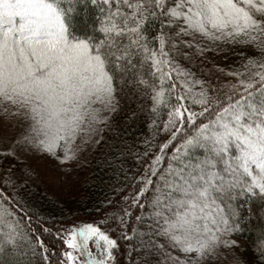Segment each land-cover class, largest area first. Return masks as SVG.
<instances>
[{
    "label": "snow or ice",
    "instance_id": "obj_1",
    "mask_svg": "<svg viewBox=\"0 0 264 264\" xmlns=\"http://www.w3.org/2000/svg\"><path fill=\"white\" fill-rule=\"evenodd\" d=\"M0 264H264V0H0Z\"/></svg>",
    "mask_w": 264,
    "mask_h": 264
},
{
    "label": "rangeland",
    "instance_id": "obj_2",
    "mask_svg": "<svg viewBox=\"0 0 264 264\" xmlns=\"http://www.w3.org/2000/svg\"><path fill=\"white\" fill-rule=\"evenodd\" d=\"M58 182H59L58 176H56L55 174H53V183H58Z\"/></svg>",
    "mask_w": 264,
    "mask_h": 264
},
{
    "label": "trees",
    "instance_id": "obj_3",
    "mask_svg": "<svg viewBox=\"0 0 264 264\" xmlns=\"http://www.w3.org/2000/svg\"><path fill=\"white\" fill-rule=\"evenodd\" d=\"M68 199H69V200H71V199H72V197H71V196H69V197H68ZM81 207H82V206H81ZM82 214H83V208H82Z\"/></svg>",
    "mask_w": 264,
    "mask_h": 264
}]
</instances>
